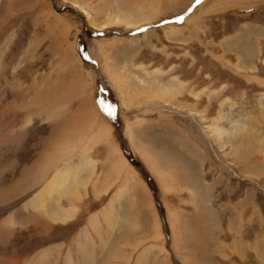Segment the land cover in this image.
Listing matches in <instances>:
<instances>
[{"label":"rangeland","instance_id":"obj_1","mask_svg":"<svg viewBox=\"0 0 264 264\" xmlns=\"http://www.w3.org/2000/svg\"><path fill=\"white\" fill-rule=\"evenodd\" d=\"M0 264H264V0H0Z\"/></svg>","mask_w":264,"mask_h":264},{"label":"bare ground","instance_id":"obj_2","mask_svg":"<svg viewBox=\"0 0 264 264\" xmlns=\"http://www.w3.org/2000/svg\"><path fill=\"white\" fill-rule=\"evenodd\" d=\"M120 153V151H118ZM121 156V155H120ZM119 156V157H120ZM68 166V165H67ZM123 167V165L121 166ZM79 170V167H76V168H70L69 167H62V169H59L57 171H55V173L51 176L50 180L47 181V183L45 184V187L43 188L42 190V193L40 192L39 195H37L36 198H33L31 200V204L33 206H36V204H42L43 201H45L46 199H43L42 198V195L44 196V194H48L49 195H52L51 193L54 191V190H58L59 188H64L65 185H67V183L74 178L75 180V177L76 175H78V172L77 171ZM70 188V187H69ZM44 193V194H43ZM63 193V192H62ZM43 199V200H40L39 199ZM45 198V196H44ZM48 198V197H47ZM45 203V202H44ZM31 206V205H30ZM39 206V205H38ZM44 206V205H43ZM55 215V214H54ZM62 217V216H61ZM64 217H62L60 220H62ZM93 224V222H92Z\"/></svg>","mask_w":264,"mask_h":264},{"label":"trees","instance_id":"obj_3","mask_svg":"<svg viewBox=\"0 0 264 264\" xmlns=\"http://www.w3.org/2000/svg\"><path fill=\"white\" fill-rule=\"evenodd\" d=\"M150 183V182H149Z\"/></svg>","mask_w":264,"mask_h":264}]
</instances>
